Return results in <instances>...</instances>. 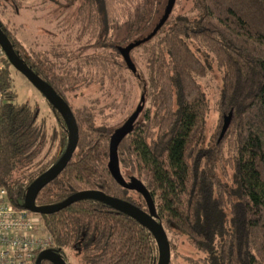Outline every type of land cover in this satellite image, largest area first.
<instances>
[{"label": "trees", "instance_id": "16d2710c", "mask_svg": "<svg viewBox=\"0 0 264 264\" xmlns=\"http://www.w3.org/2000/svg\"><path fill=\"white\" fill-rule=\"evenodd\" d=\"M82 1L98 25L99 37L124 29L127 45L139 42L129 52L132 61L131 54L143 49L146 79L141 96L153 108L152 115L147 110L144 117L156 123L158 136L148 142L139 129L141 110L117 146L119 167L137 174L130 177L149 191L165 233L175 228L185 234L196 250L205 253V264H264V0H192L193 14H169L154 33L164 13L153 22L161 0ZM12 4L16 12L21 0ZM0 27L18 56L67 103L66 92L78 82L74 72L94 68L112 83L119 71L136 74L117 48L115 59L92 55L71 67L24 48L13 31L1 22ZM106 37L102 44L113 46ZM208 58L222 71L220 118L212 140L205 138L207 100L198 83L209 70ZM2 61L0 186L14 207L23 208L18 198L60 158L67 131L45 99L61 123L62 135L52 159L34 162L46 138L39 109L30 102H14L11 65L5 55ZM71 111L78 131L76 148L65 168L37 193L35 204L58 203L75 192L93 189L145 210L107 167L115 129L108 132L96 126L84 109ZM224 154L232 172L222 182L217 170ZM38 216L53 238V248L72 250L82 264H153L157 258L155 240L146 228L99 201L83 199Z\"/></svg>", "mask_w": 264, "mask_h": 264}, {"label": "rangeland", "instance_id": "374dc122", "mask_svg": "<svg viewBox=\"0 0 264 264\" xmlns=\"http://www.w3.org/2000/svg\"><path fill=\"white\" fill-rule=\"evenodd\" d=\"M134 1L138 2V0ZM174 1L170 17L178 14L191 15L195 12L192 0ZM160 2L159 12L155 15L154 23L161 17L167 4V0H161ZM19 7L21 8H18L19 15L16 18L13 15L15 11L12 0H0V14H4L2 19L4 20L6 16L10 18L9 23L12 22L13 25L17 26L16 30L20 33L21 42L27 47H30L34 52H43V57L56 60L58 63L61 62L60 64L65 63L74 67L80 60L92 55L115 59L118 53L117 49L121 54L120 49L124 48L129 41H124V29L99 37L98 25L96 26L93 15H88L87 8L82 0H72L71 2L66 0H22ZM26 15H29L28 19H26ZM23 18H25L23 20L25 21L24 27L19 25V20ZM27 21H29L28 28L26 26ZM104 37L109 39L113 46L109 43L102 44L101 41ZM142 52L143 49H137L131 54L136 69V72H133L136 74L129 71H119L116 73L115 83L104 77L101 72L94 71V68L89 71L84 69L78 74L74 72L78 82L66 92L71 108L73 110L84 109L92 116L96 126L102 127L108 132L116 129L140 104L142 82L146 79L145 58L142 56ZM208 60L209 70L203 78H198V83L207 100L205 138L206 140H212L217 133L220 118L218 98L222 84V71L217 67L215 61L211 58H208ZM12 71L25 83L23 85L20 80L14 82L13 91L17 95L14 102H30L38 107L40 124L44 127L46 133L45 142L34 162L48 161L53 158L59 148L62 135L61 123L52 112L43 95L18 71L15 69ZM142 105L143 108L136 124H139V129L143 131L147 141L150 142L157 138L158 128L156 123H151L149 119L144 117L145 113H148L147 110L152 115L153 108L150 100L144 99ZM227 154L229 153L227 152ZM224 156L225 154L218 162L219 169L217 170L222 182L228 181V177L232 172L230 161ZM120 169L126 181L129 180L128 178L131 175L137 176L128 168L121 167ZM128 194L143 208L146 207V204L142 205L138 193L128 191ZM23 197L24 193L18 198V202L21 204L23 203ZM35 216L39 217L38 214H35ZM42 227L44 235L46 230L43 222ZM166 235L170 247V264H205V253L196 250L185 234L172 228L166 230ZM58 253L66 264H82L80 256L70 249H63Z\"/></svg>", "mask_w": 264, "mask_h": 264}, {"label": "water", "instance_id": "95a60500", "mask_svg": "<svg viewBox=\"0 0 264 264\" xmlns=\"http://www.w3.org/2000/svg\"><path fill=\"white\" fill-rule=\"evenodd\" d=\"M173 4L174 0H167L163 16L154 29L153 33L156 32L157 29L165 22L171 12ZM138 44L139 42L135 41L120 49L121 55L131 71L135 70V66L130 59L129 52L134 46ZM0 47L9 64L19 73H21L28 80V82L43 95L52 108L57 111L63 120L67 131V145L64 152L52 166L37 176L27 186L24 191L22 207L34 214H51L79 200L91 199L99 201L119 212L124 213L139 223L141 226L146 228L154 238L157 247V258L154 260L153 264H169V242L162 224L156 220L155 203L149 191L139 179L136 177H130L129 180L126 181L120 171L117 157V146L120 141L131 131L139 112L142 110V103L137 105L134 112L129 115L127 119L110 135L107 167L113 179L120 186L135 191L143 197L146 204V210L141 209L127 200L113 197L100 190L93 189L75 192L58 203L49 205H36L35 198L40 189L52 181L65 168L66 164L71 159L78 140L77 125L68 103L60 95H58L47 82L42 80L36 73H34V71L23 61V59L18 56L16 51L13 49L10 40L1 27ZM143 100L144 97L141 96L140 101L142 102ZM229 119L230 114L224 118L220 136L225 132ZM44 260L49 261L51 264H66L58 251H56L54 248H48L40 251L35 259V264H41Z\"/></svg>", "mask_w": 264, "mask_h": 264}, {"label": "built area", "instance_id": "2783aa9c", "mask_svg": "<svg viewBox=\"0 0 264 264\" xmlns=\"http://www.w3.org/2000/svg\"><path fill=\"white\" fill-rule=\"evenodd\" d=\"M3 55L0 47V72ZM42 228L40 218L24 208L14 207L5 188L0 186V264H35L40 251L53 248L51 235L47 231L43 235Z\"/></svg>", "mask_w": 264, "mask_h": 264}, {"label": "crops", "instance_id": "0c3cea01", "mask_svg": "<svg viewBox=\"0 0 264 264\" xmlns=\"http://www.w3.org/2000/svg\"><path fill=\"white\" fill-rule=\"evenodd\" d=\"M22 1V0H21ZM21 8V7H20ZM19 10V9H18ZM13 11V10H12ZM15 14H13L16 18H17V16L19 15V12L18 11H16V12H14ZM2 15H4V14H2ZM1 14H0V22L5 26V28H7V29H9L10 31H13L14 32V34H15V36H16V38H17V40L18 41H20L21 42V38H20V33H18L17 32V26L16 25H13V23L11 22V23H9V20H10V18L8 17V16H6L5 17V21L2 19V16ZM25 15V14H24ZM26 17V19H28L29 18V15H26L25 16ZM31 17V16H30ZM25 18H23V19H21V20H19V25L20 26H23L24 27V25L23 24H25V21H23ZM30 21V20H29ZM29 21H27L26 22V26H27V28H28V25H29ZM22 43V45L24 46V48H27V49H29L30 47H27V45H25L23 42H21ZM14 68L12 67V66H10V68H9V72H10V77H11V89L13 90V85H14V82L17 80V81H19L20 79H19V77H17L16 75H14V73H13V70ZM17 71V70H16ZM21 74V73H20ZM22 75V74H21ZM27 80V79H26ZM20 82L23 84V85H25V83H23V81H21L20 80ZM16 93V92H15ZM17 96V95H16Z\"/></svg>", "mask_w": 264, "mask_h": 264}]
</instances>
